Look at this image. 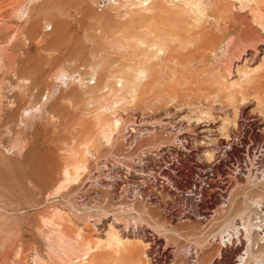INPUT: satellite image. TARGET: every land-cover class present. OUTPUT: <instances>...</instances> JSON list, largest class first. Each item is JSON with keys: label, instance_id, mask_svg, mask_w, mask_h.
Instances as JSON below:
<instances>
[{"label": "rangeland", "instance_id": "374dc122", "mask_svg": "<svg viewBox=\"0 0 264 264\" xmlns=\"http://www.w3.org/2000/svg\"><path fill=\"white\" fill-rule=\"evenodd\" d=\"M155 1L139 14L117 0H0V264H240L246 236L224 249L220 233L238 213L256 219L264 186L237 184L227 210L182 223L166 189L139 200L125 178L182 140L190 182L242 114L264 127V4L190 1L186 17L215 29L200 59Z\"/></svg>", "mask_w": 264, "mask_h": 264}, {"label": "built area", "instance_id": "2783aa9c", "mask_svg": "<svg viewBox=\"0 0 264 264\" xmlns=\"http://www.w3.org/2000/svg\"><path fill=\"white\" fill-rule=\"evenodd\" d=\"M136 132L138 130L132 127L128 135ZM142 132L151 136L150 130ZM179 143L178 147H163L149 156L145 154L141 160L144 168L138 174V179L125 178L129 186L127 193L134 192L131 195L136 199L146 200L147 191H151L149 185L153 184L159 197L160 189H166L176 201L182 203L177 215L182 223L205 222L213 218L219 209L227 210L237 184L249 183L253 188L264 186V127L252 114L240 116L235 131L227 141L221 143V152L216 160L211 166L200 168L192 174L190 182L185 180L182 172L180 153L185 146L182 140ZM253 206L256 226L261 225L264 229V200L252 202L251 208ZM237 225L242 226L240 220ZM241 241L240 246H243Z\"/></svg>", "mask_w": 264, "mask_h": 264}, {"label": "bare ground", "instance_id": "6f19581e", "mask_svg": "<svg viewBox=\"0 0 264 264\" xmlns=\"http://www.w3.org/2000/svg\"><path fill=\"white\" fill-rule=\"evenodd\" d=\"M120 3L124 4L125 6H129V7H136V9H138V13L141 14L143 11H147L149 10V6L150 4H148L149 1L151 0H117ZM174 1V0H173ZM179 1V0H178ZM192 0H181L179 2L183 3V9L180 11H174V10H170L167 8V6L165 4H168V0H156L155 1V5H158V7L160 9H158L160 16H158V19H162L163 22L165 24H167L168 21H175L178 22V28H176L177 32H181L182 34V39L183 36H185L186 39V45L183 46L181 44L182 39H179V46L180 48H186L188 50V55H190L191 57H199L200 59L205 58L207 56V50H209L211 47L209 46V42L208 40H211L214 36V32L215 29H209L206 27V25H204V23H207L208 20L202 19V18H197V16H192L191 18H187L186 15L189 12L188 11V5L189 7L192 8V3L190 2ZM246 3H262L264 4V0H244ZM124 2V3H123ZM135 11V10H134ZM136 12V13H137ZM142 19V18H141ZM190 20V22H189ZM139 21V20H138ZM181 23L184 24L183 27H181ZM192 24L190 28H187V25ZM169 26V25H166ZM159 33L165 37L166 36V32L163 29H158ZM168 32V31H167ZM169 34L172 35V33H167V36H170ZM162 38V37H161ZM184 40V39H183ZM182 47H181V46ZM190 50V52H189ZM193 62V61H192ZM188 65V64H187ZM63 73V72H62ZM138 77V76H137ZM117 122V121H116ZM115 122V123H116ZM115 123H113L115 125ZM120 123V122H119ZM170 125V122H168ZM172 123V122H171ZM118 124V122L116 123ZM164 125L167 124L166 122L163 123ZM173 124V123H172ZM175 124V123H174ZM179 125V123H177ZM168 125V124H167ZM168 125V126H169ZM182 125V124H181ZM180 125V126H181ZM110 126H113L112 124ZM116 126V125H115ZM118 127V126H117ZM116 127V128H117ZM177 127V125H176ZM114 128V126H113ZM112 128V129H113ZM182 128V127H181ZM110 129V128H109ZM179 129V128H178ZM112 130H109V133ZM108 133V134H109ZM202 133V132H201ZM180 134V132H179ZM183 134V133H182ZM194 134L196 135V131L194 130ZM193 134V135H194ZM198 134V133H197ZM194 135V136H195ZM109 135H106V138ZM179 136V135H178ZM110 137V136H109ZM108 137V140L110 139ZM107 140V141H108ZM184 143V142H183ZM185 144V143H184ZM82 164V163H81ZM81 164L76 167V170L79 171V169L83 170L84 168L81 166ZM81 166V167H80ZM143 166V165H141ZM85 167V166H84ZM85 170V169H84ZM141 170V169H140ZM68 172V170H67ZM66 173V172H65ZM78 173V172H77ZM117 181V180H116ZM124 187V186H123ZM112 189V188H111ZM87 192V191H86ZM156 192V191H155ZM154 192V193H155ZM157 193V192H156ZM254 202H258V201H252ZM226 212V211H225ZM247 212V211H246ZM246 212L243 213H238V218L241 219H237L233 218L230 222H228L223 228L222 232L220 233V235L223 237L221 238V242L223 245L226 244V247L228 244H232L234 247H237L241 241V237L242 236H246L244 239L247 242V251L244 255H242L238 260L240 262V264H264V229L263 226H256L254 220L252 216L247 215ZM246 218V219H245ZM241 221V224H243V227H238L237 223L238 221ZM257 221V220H256ZM261 223V221H260ZM259 223V224H260ZM127 225V224H126ZM237 225V226H236ZM120 232H122L124 235H128L130 237H133L134 235L130 234L129 230L126 229L127 227L125 226V228L122 227V225H120ZM130 229V228H129ZM240 230V231H239ZM242 231V232H241ZM110 236H112V240L115 242H119V244H121L123 242L122 239H120V237H118L117 234H111ZM142 236V235H141ZM147 236V235H146ZM135 238V237H133ZM237 238V240H239L237 243L239 244H234L235 239ZM225 239H228V244L224 241ZM163 240V239H162ZM236 242V241H235ZM246 242H243V240L241 241V243L244 246V243L246 244ZM158 243V242H157ZM225 243V244H224ZM64 244V243H63ZM154 244V243H152ZM151 244V245H152ZM221 244V245H222ZM67 243L64 246V248H60L59 250H67ZM156 245V243L154 244ZM153 246V245H152ZM159 246V245H158ZM231 246V245H230ZM222 247V246H221ZM226 247H222V248H226ZM66 248V249H65ZM257 248V249H255ZM157 249V248H156ZM257 250V251H256ZM73 251V250H72ZM230 251V250H229ZM66 252V251H65ZM68 252V251H67ZM66 252V253H67ZM224 252V250H223ZM219 262V260L217 261ZM221 262V261H220ZM213 264V263H212ZM219 264V263H218Z\"/></svg>", "mask_w": 264, "mask_h": 264}]
</instances>
